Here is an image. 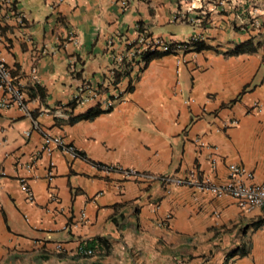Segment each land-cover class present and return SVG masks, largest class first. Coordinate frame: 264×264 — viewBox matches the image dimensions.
Here are the masks:
<instances>
[{
  "label": "crops",
  "instance_id": "0c3cea01",
  "mask_svg": "<svg viewBox=\"0 0 264 264\" xmlns=\"http://www.w3.org/2000/svg\"><path fill=\"white\" fill-rule=\"evenodd\" d=\"M252 5L0 0V50L30 113L0 110V264H264V206L244 210L228 195L167 191L99 167L157 177L196 167L224 185L229 166L238 165L264 183V42L240 29L234 9ZM190 7L195 15L209 11L211 25L175 19ZM145 31L173 42L198 36L207 48L183 65L165 55L110 78L123 40ZM248 44L256 51H244ZM86 83L101 95L76 105ZM45 135L62 136L80 156L47 153ZM80 244L95 255L76 257Z\"/></svg>",
  "mask_w": 264,
  "mask_h": 264
},
{
  "label": "built area",
  "instance_id": "2783aa9c",
  "mask_svg": "<svg viewBox=\"0 0 264 264\" xmlns=\"http://www.w3.org/2000/svg\"><path fill=\"white\" fill-rule=\"evenodd\" d=\"M66 0H57L58 4L64 3ZM217 10H224L230 4L231 0H210ZM233 9V8H232ZM235 18L238 20L240 29L246 32L252 40L264 42V0H253V5L250 8L238 11L235 6ZM229 10V9H228ZM194 9L190 7L182 17H177L181 22L201 27L211 25L210 13L202 9L197 15L193 14ZM237 22V21H236ZM122 38V37H121ZM119 38V39H121ZM202 42L198 36H192L184 42H173L163 38L153 37L146 31L139 33L136 40H123L121 49L113 57V67L109 70L108 75L114 78L119 70L128 65L130 68L145 65L147 57L153 55H171L174 56L179 65L187 63V56L195 52V44ZM110 46L114 45V41L109 42ZM0 110L10 109L11 107L18 108L26 116H30L25 94L21 86L15 83L11 70L7 67L5 59L0 50ZM101 95L99 90L93 89L91 83L84 84L78 92L73 96L72 101L76 105H82L91 100H97ZM113 100L105 103V110L110 111L114 107ZM253 110L261 111L258 104L252 107ZM236 124L235 122L232 123ZM35 129H38L36 127ZM30 136V133H27ZM200 147L211 148V146L201 139L196 141ZM44 150L52 154L55 151L67 152L74 157L80 155L72 145L62 136L45 135ZM213 164L215 162L213 161ZM212 164V165H213ZM100 168L107 172H117L122 174L125 179L135 180L151 186L154 183H160L163 188L170 191L173 187H189L198 190L202 193L211 194L213 196L228 195L236 200L239 207L244 210H251L256 207L264 206V183H258L254 173L238 165H230V181L227 184L219 185L214 182L211 177L205 176L199 168L193 167L186 175H165L157 177L152 174L140 172L135 169H122L112 165H99ZM48 179L53 181V171L48 173ZM20 189L25 194L27 201L30 204L35 203V194L28 182L24 179L19 181ZM171 220V216L167 215L166 223ZM61 250V247H58ZM95 255V251L85 244H80L75 252L78 258H91Z\"/></svg>",
  "mask_w": 264,
  "mask_h": 264
},
{
  "label": "trees",
  "instance_id": "16d2710c",
  "mask_svg": "<svg viewBox=\"0 0 264 264\" xmlns=\"http://www.w3.org/2000/svg\"><path fill=\"white\" fill-rule=\"evenodd\" d=\"M207 47L204 45L203 42H197L195 44V52H201L202 50H205ZM243 50L238 48L235 50V52L233 53L234 55L241 53ZM244 51L249 52V53H253L256 51V48H254L251 44H248V48L245 49ZM161 57L160 55H153L151 57H147L146 61L147 63H149L151 60L155 59V58H159ZM100 114V112H95V113H89L83 117H81V120H91L94 117L98 116ZM233 255V254H232Z\"/></svg>",
  "mask_w": 264,
  "mask_h": 264
},
{
  "label": "rangeland",
  "instance_id": "374dc122",
  "mask_svg": "<svg viewBox=\"0 0 264 264\" xmlns=\"http://www.w3.org/2000/svg\"><path fill=\"white\" fill-rule=\"evenodd\" d=\"M190 262H187L186 264H189Z\"/></svg>",
  "mask_w": 264,
  "mask_h": 264
}]
</instances>
